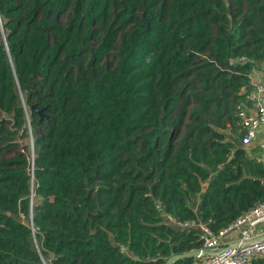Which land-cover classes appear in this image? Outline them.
Here are the masks:
<instances>
[{"label": "trees", "instance_id": "1", "mask_svg": "<svg viewBox=\"0 0 264 264\" xmlns=\"http://www.w3.org/2000/svg\"><path fill=\"white\" fill-rule=\"evenodd\" d=\"M0 30V264H161L200 247L167 216L264 198L235 113L264 0H0Z\"/></svg>", "mask_w": 264, "mask_h": 264}, {"label": "built area", "instance_id": "2", "mask_svg": "<svg viewBox=\"0 0 264 264\" xmlns=\"http://www.w3.org/2000/svg\"><path fill=\"white\" fill-rule=\"evenodd\" d=\"M235 113L244 130L241 144L248 145L258 127L264 124V79L255 83L237 101ZM257 147L260 155L254 157L264 163V139L258 142ZM29 158L32 160V153ZM167 220L175 227L196 230L200 241V247L196 249L207 252L203 256L206 264H250L252 259L264 257V198L254 201L250 207L215 230L201 221L180 222L170 216H167Z\"/></svg>", "mask_w": 264, "mask_h": 264}, {"label": "crops", "instance_id": "3", "mask_svg": "<svg viewBox=\"0 0 264 264\" xmlns=\"http://www.w3.org/2000/svg\"><path fill=\"white\" fill-rule=\"evenodd\" d=\"M249 78H250L249 87H251V88L253 87V85L255 83H257L261 79H264V61L263 60L255 62V65H254L253 69L251 70ZM228 135H229L228 136L229 140H233V141L235 140L234 136L232 134L228 133ZM263 139H264V124H261L258 127V130L255 133V136L252 139V141L248 145H245L244 148L247 149V151L253 157L257 156V155H260V152H259V149L257 147V144H258L259 141H261ZM203 261H205V259L201 258L199 261H193L191 264H197V262H198V264H204Z\"/></svg>", "mask_w": 264, "mask_h": 264}, {"label": "water", "instance_id": "4", "mask_svg": "<svg viewBox=\"0 0 264 264\" xmlns=\"http://www.w3.org/2000/svg\"><path fill=\"white\" fill-rule=\"evenodd\" d=\"M50 12L47 11V18L49 17ZM251 86V85H250ZM33 110V105L30 106V111ZM42 109L37 110V113L41 114ZM207 252H203L200 249H192L189 251L181 252V253H174L169 256H167L161 264H173L177 260L184 259V258H201L203 257Z\"/></svg>", "mask_w": 264, "mask_h": 264}, {"label": "rangeland", "instance_id": "5", "mask_svg": "<svg viewBox=\"0 0 264 264\" xmlns=\"http://www.w3.org/2000/svg\"><path fill=\"white\" fill-rule=\"evenodd\" d=\"M1 30H0V34H1ZM20 97V96H19ZM27 144H28V146H27V155L30 157L31 156V153L33 154V150H32V148L30 147L31 145H32V142H30V139L29 138H27V140L25 141ZM204 262V264H206V261H203ZM201 263V262H200ZM197 264H198V262H197Z\"/></svg>", "mask_w": 264, "mask_h": 264}]
</instances>
